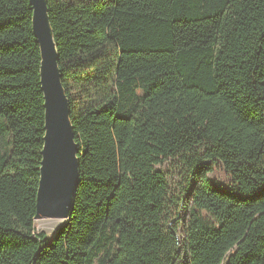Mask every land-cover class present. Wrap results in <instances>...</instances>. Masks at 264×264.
Instances as JSON below:
<instances>
[{"label": "trees", "instance_id": "1", "mask_svg": "<svg viewBox=\"0 0 264 264\" xmlns=\"http://www.w3.org/2000/svg\"><path fill=\"white\" fill-rule=\"evenodd\" d=\"M45 3L78 182L36 232L41 60L29 0H0V264H264V0Z\"/></svg>", "mask_w": 264, "mask_h": 264}, {"label": "water", "instance_id": "2", "mask_svg": "<svg viewBox=\"0 0 264 264\" xmlns=\"http://www.w3.org/2000/svg\"><path fill=\"white\" fill-rule=\"evenodd\" d=\"M32 32L40 54V88L44 107V137L36 193L34 222L66 221L78 182V170L67 99L57 70V56L45 0H29Z\"/></svg>", "mask_w": 264, "mask_h": 264}, {"label": "rangeland", "instance_id": "3", "mask_svg": "<svg viewBox=\"0 0 264 264\" xmlns=\"http://www.w3.org/2000/svg\"><path fill=\"white\" fill-rule=\"evenodd\" d=\"M157 170L161 171L166 179L168 185V194L174 195V197H178L183 194L187 189L186 184V174L182 165L176 161H164L162 164L158 165ZM211 182H214L217 186L220 185L222 181V177L220 174L214 175L211 177L208 176ZM183 211L179 214L181 217ZM62 221L54 220V219H40L34 222V227L36 232H41L46 235L47 238L55 232V230L62 225Z\"/></svg>", "mask_w": 264, "mask_h": 264}]
</instances>
